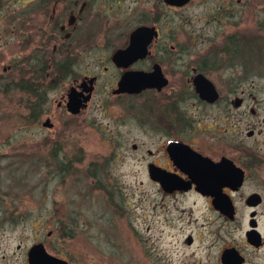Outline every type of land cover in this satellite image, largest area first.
Here are the masks:
<instances>
[{"label": "rangeland", "instance_id": "374dc122", "mask_svg": "<svg viewBox=\"0 0 264 264\" xmlns=\"http://www.w3.org/2000/svg\"><path fill=\"white\" fill-rule=\"evenodd\" d=\"M53 1L0 0V264H28L27 252L37 243L69 264H221L222 250L230 247L241 264H264V244L255 248L245 235L255 211L264 239V0H191L176 9L157 0H117L71 46L72 75L54 69L42 81L32 66L56 37L43 48L39 34L57 27L36 5ZM161 12L160 44L175 53L152 59H161L169 86L132 99L112 96L113 71L104 67L136 24L125 28L127 21ZM174 60L180 73L169 70ZM203 62L221 96L218 108L203 109L190 97L184 72ZM83 74L98 76V85L86 110L73 115L57 101L71 78ZM235 96L244 98L239 110L229 103ZM172 107L208 125H217L219 116L229 126L227 138L253 148L255 172L238 193L225 191L233 220L207 199L165 196L147 179L146 152L167 138L161 119L175 113ZM250 193L261 196L258 206L246 207Z\"/></svg>", "mask_w": 264, "mask_h": 264}, {"label": "flooded vegetation", "instance_id": "af4514ba", "mask_svg": "<svg viewBox=\"0 0 264 264\" xmlns=\"http://www.w3.org/2000/svg\"><path fill=\"white\" fill-rule=\"evenodd\" d=\"M116 1L117 0H54L52 5H36V8L40 10V12L44 14L55 27H57V30L54 33L45 32L39 34L43 48L44 43H47L48 40L52 42L55 40L54 36L56 37L54 43L50 44L51 47L53 44L52 49H43L39 51V56L35 57L37 63L32 67L36 69L35 71L37 72L38 78L40 80H46L50 74L53 76L54 69L57 71L67 70V76L72 75V73L70 74L71 71H69V67L72 64V58L70 57L72 48L71 46L76 47L78 44H80L84 39L86 29L88 30L89 26L101 20L102 17L107 16L112 10L113 3ZM157 1L161 2L164 8L176 9L186 6L191 0H189L183 6L169 5L166 4L164 0ZM47 2H49V0H47ZM162 16L163 14L161 12L157 13V17L150 19L147 13H143L141 14L140 19H131L127 21L125 28L129 27L131 22L136 24L129 28L125 43L119 47H115L110 56H107V61L109 64H107V67H104L105 71H108L109 69L113 71L112 76L108 80V90H110L112 96H127L129 99H132L139 97L147 91L161 93L169 86V73L166 72V70H164L162 67L161 59H152L153 55L163 58L166 53H175L172 46H170V49L167 50L164 44H160V39L165 33L162 32L159 26ZM141 27L153 30L152 34L149 36V42L146 46L147 48L145 56L133 61L126 67L118 66L113 60V55L118 50H124L129 44L130 35ZM114 30V26L110 27L108 29L109 35H112ZM125 31L126 29L117 30L115 34L118 33L117 35L119 36L124 34ZM51 34H53V36H51ZM145 62H148L147 65L140 66L141 63ZM165 64L168 65V62ZM156 67L159 68L162 78L166 80L165 85L161 89L158 90L157 88H146L139 93H114V91L118 88V82L124 73L133 71L150 73ZM172 68L173 71H178V73H180V69H177V65H175V60L173 64L169 66V70ZM204 71L205 63L203 62L200 66H190V69L188 68V70L184 72L186 84L191 93L190 97L196 99L198 105L203 109L218 108L220 106L221 96L214 83L206 76ZM198 74L207 78L215 87L218 97L214 102L201 99L195 92L193 80ZM90 79H93L91 83H89ZM98 80V76L90 74H83L71 78V82L67 88L68 90L66 89L65 94L61 95L57 101V107L63 108L66 111L67 94L69 91L71 89H75L76 92H81L83 95H85V89H88L91 86L92 90L90 92V99L86 103L85 108L82 109L80 113L85 111L92 98L95 88L98 85ZM45 93L46 99L47 92ZM241 95H243V92H241ZM82 97L83 96L81 95L80 98ZM183 99L185 98L179 99L178 101ZM235 99H240L238 105L234 104ZM229 103L232 109L239 110L244 104V98L242 96H235L229 100ZM173 105L176 106L175 103ZM172 109L173 110L171 111L175 113L164 114L161 119L163 120V124H161V126L165 133L164 136L167 138H165L156 149L153 151L147 150L146 152L147 159L145 162V169L147 179L150 182L158 185L163 195L186 197L189 194H194L196 197L211 201L212 204V197L198 191L196 189V184L192 181L194 167L199 163L202 165L207 161L215 164L224 162L227 164L231 163L243 171V183L250 178L251 171L255 172L256 168L254 167L256 166L257 161L252 154L253 148L244 146L243 141L240 139L235 140L227 138L225 133L229 131V126L228 128L224 127L219 116L216 118L217 125L214 123L208 125L204 122H201V119H195L194 115L188 114V110L181 112L174 107H172ZM149 110L151 114H153V109L151 108ZM168 111L170 110L168 109ZM249 113L254 116L257 114V110H255L253 107H250ZM224 116L226 121L230 120L229 114L224 113L221 115L222 118ZM45 119V121L48 120L49 122L51 120L50 117H46ZM238 127L239 125L235 128L238 129ZM234 131L235 129L232 130L233 133ZM249 132H251V135L247 134ZM247 133L246 135L248 137H252L254 131L251 129L247 131ZM133 149H136V145H133ZM256 177L258 178V174H256ZM179 182L182 183V186L186 188L169 187L170 185H174ZM227 189L229 188L225 187L222 189V191L228 194L225 192ZM240 189L241 187L236 191L229 190L231 192L238 193ZM250 194H248L246 198ZM245 205L246 207L251 208L246 203Z\"/></svg>", "mask_w": 264, "mask_h": 264}, {"label": "water", "instance_id": "95a60500", "mask_svg": "<svg viewBox=\"0 0 264 264\" xmlns=\"http://www.w3.org/2000/svg\"><path fill=\"white\" fill-rule=\"evenodd\" d=\"M189 0H164L166 4L173 6H183ZM153 30L141 27L135 30L130 35L128 46L124 50H118L113 55V60L118 66L126 67L133 61L143 58L146 54V46L149 42V36ZM93 79L89 80L91 83ZM166 83V80L162 78L159 68H154L150 73L142 71H133L124 73L119 82L118 88L114 93H139L146 88L161 89ZM193 85L195 92L201 99H205L209 102H214L218 95L213 84L204 76L198 74L194 80ZM92 87L85 89L86 94L76 92L75 89H71L67 94L66 110L73 114H79L82 109L85 108L86 103L90 99V92ZM83 96L80 98V96ZM240 99H235L234 104L238 105ZM44 126L49 127L51 123L47 120L43 123ZM251 135V132L247 133ZM243 171L240 168L235 167L233 164L212 162H205L203 165L198 164L194 167V175L192 181L196 184V189L201 193L212 197V206L218 210L227 219L233 220L235 217V208L233 201L229 194L222 191L227 187L231 191H236L242 186L243 183ZM170 188H186L182 186V183H176L170 185ZM261 196L258 193H251L245 200V203L250 207H256L261 203ZM255 211L250 213L251 219L249 220L250 229L245 233L246 240L253 247L258 248L264 244V239L257 231V222L253 217ZM187 244H191V239L186 240ZM28 264H69L68 261L57 258L46 252L42 243H37L30 247L27 252ZM243 257L239 252L233 248H226L222 250L220 254L221 264H241Z\"/></svg>", "mask_w": 264, "mask_h": 264}]
</instances>
